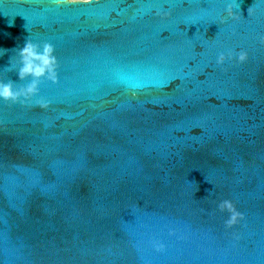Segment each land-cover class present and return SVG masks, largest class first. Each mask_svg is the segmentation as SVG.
Returning a JSON list of instances; mask_svg holds the SVG:
<instances>
[{"label":"water","instance_id":"95a60500","mask_svg":"<svg viewBox=\"0 0 264 264\" xmlns=\"http://www.w3.org/2000/svg\"><path fill=\"white\" fill-rule=\"evenodd\" d=\"M28 39L56 79L0 99V264H264V0H0L17 88Z\"/></svg>","mask_w":264,"mask_h":264},{"label":"clouds","instance_id":"9594fccd","mask_svg":"<svg viewBox=\"0 0 264 264\" xmlns=\"http://www.w3.org/2000/svg\"><path fill=\"white\" fill-rule=\"evenodd\" d=\"M56 2L62 3L63 0H56ZM236 9L238 8L229 7L227 10L228 15L235 17L239 14ZM248 12L250 14V8ZM3 54L4 52H0V55ZM16 57L15 63L11 64L9 70L15 69L21 80H29V78H31V80L27 83L26 87L17 88L14 82L10 80L5 82L0 79V99L12 102H23L38 91V84L42 78L48 77L52 80L56 79L57 60L54 55V47L51 43H44L41 46L28 39L22 47L16 50ZM226 58H231V54L226 57L225 53L221 52L217 62L223 63ZM239 58L241 60L245 59L246 54L241 53ZM220 206L221 208L225 206L232 208L231 203L228 201L221 202ZM233 219H235V217ZM153 247L157 252L164 251V245L162 244L156 243L153 244Z\"/></svg>","mask_w":264,"mask_h":264}]
</instances>
